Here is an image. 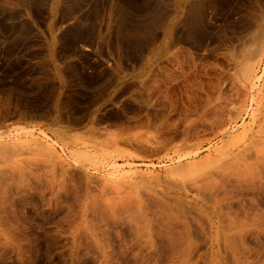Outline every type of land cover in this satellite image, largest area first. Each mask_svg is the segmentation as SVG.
Returning <instances> with one entry per match:
<instances>
[{
	"label": "rangeland",
	"instance_id": "374dc122",
	"mask_svg": "<svg viewBox=\"0 0 264 264\" xmlns=\"http://www.w3.org/2000/svg\"><path fill=\"white\" fill-rule=\"evenodd\" d=\"M224 191L264 212V0H0V264H100L74 241L119 201L234 264L210 238Z\"/></svg>",
	"mask_w": 264,
	"mask_h": 264
},
{
	"label": "bare ground",
	"instance_id": "6f19581e",
	"mask_svg": "<svg viewBox=\"0 0 264 264\" xmlns=\"http://www.w3.org/2000/svg\"><path fill=\"white\" fill-rule=\"evenodd\" d=\"M48 189L51 197L56 200L59 192L65 189L62 176L57 177L54 173L48 183ZM235 193L224 191L214 195L211 216L216 221L213 223L214 231L211 230L212 245L217 247V254L221 246L228 250L234 264H264V244L260 242L261 238L264 239V212L252 210L250 213L240 202L234 205L233 199L241 198V192ZM90 196L88 189L80 196L84 197L82 205L86 211L97 203L95 198ZM109 213L111 226L106 223L102 228L82 227L78 231L83 239L74 241L75 248H87L92 245L101 258L100 264H152L153 259L155 260L154 250L164 245L170 246L172 264L198 263L200 257L194 259L191 255L190 237L183 218L181 222L177 216H171V225L161 230L156 229L141 213L123 201L112 203ZM118 227H128L129 240L124 250L114 249L112 246L110 232L112 228ZM121 236L122 233H115L117 239ZM248 239H254L258 244L250 247L247 245ZM160 258L161 255L157 252L156 259ZM81 259L76 251L72 255L71 264H78ZM153 262L157 263L156 260ZM212 264H220L217 255Z\"/></svg>",
	"mask_w": 264,
	"mask_h": 264
}]
</instances>
